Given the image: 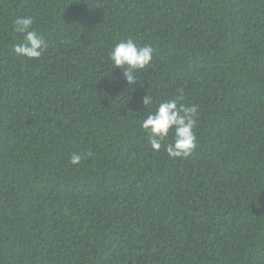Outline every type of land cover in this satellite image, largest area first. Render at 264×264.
Instances as JSON below:
<instances>
[{"label":"trees","instance_id":"trees-1","mask_svg":"<svg viewBox=\"0 0 264 264\" xmlns=\"http://www.w3.org/2000/svg\"><path fill=\"white\" fill-rule=\"evenodd\" d=\"M24 16L39 60L13 51ZM129 37L154 49L132 88ZM177 97L182 160L141 127ZM0 264H264V0H0Z\"/></svg>","mask_w":264,"mask_h":264},{"label":"clouds","instance_id":"clouds-1","mask_svg":"<svg viewBox=\"0 0 264 264\" xmlns=\"http://www.w3.org/2000/svg\"><path fill=\"white\" fill-rule=\"evenodd\" d=\"M31 16L17 17L13 21V34L19 42L13 51L20 57L39 60L47 51L48 43L44 36L34 27ZM154 49L150 45L137 43L134 38L121 40L111 49L109 59L113 69H121L123 79L128 87L141 82L142 70L150 66ZM182 97L160 101L155 111H148L141 121L142 129L147 133L148 144L154 152L163 147L169 158L186 159L190 157L198 145L196 128L198 126L199 108L193 104L186 106L180 103ZM155 103L153 97L146 94L142 98L145 109ZM171 133V142L163 144ZM92 156L91 152H74L70 155V163L78 165L82 160Z\"/></svg>","mask_w":264,"mask_h":264}]
</instances>
